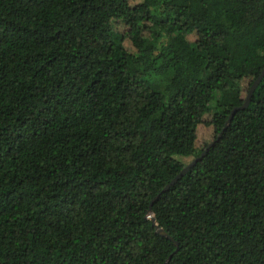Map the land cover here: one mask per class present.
I'll use <instances>...</instances> for the list:
<instances>
[{
	"label": "trees",
	"instance_id": "obj_1",
	"mask_svg": "<svg viewBox=\"0 0 264 264\" xmlns=\"http://www.w3.org/2000/svg\"><path fill=\"white\" fill-rule=\"evenodd\" d=\"M263 69L264 0H0V264H264Z\"/></svg>",
	"mask_w": 264,
	"mask_h": 264
},
{
	"label": "water",
	"instance_id": "obj_2",
	"mask_svg": "<svg viewBox=\"0 0 264 264\" xmlns=\"http://www.w3.org/2000/svg\"><path fill=\"white\" fill-rule=\"evenodd\" d=\"M264 77V69L261 73V75L256 79V81L252 84L246 98H245V101L242 105L240 106H235L231 112V115L230 117L228 118L227 122H226V125L224 127V129L230 124L233 116L235 115V113L239 110V109H243L245 107H247L251 101V98H252V94L254 93L255 89L257 88L258 84L261 82V80L263 79ZM224 130H222V132L218 135V137L216 138V140L220 139L222 133H223ZM216 140H213L211 142V144L209 146L206 147V149L199 155L197 156L196 158H194L189 164H187L165 187L162 191H166L168 190L172 185H174L180 178H182L188 171H190L200 160H202L204 158V156L209 152L210 148L212 145H214L215 141ZM159 198V195L156 196L150 206H149V218L152 220L153 224L157 227V231L162 234V235H165V236H168L169 238H172L170 235H168L165 230L161 227L158 226L157 222H156V219H155V216L153 215V203L156 199ZM177 246H178V243H176ZM172 256H169V258L167 259V261L164 263V264H167L170 259H171Z\"/></svg>",
	"mask_w": 264,
	"mask_h": 264
},
{
	"label": "rangeland",
	"instance_id": "obj_3",
	"mask_svg": "<svg viewBox=\"0 0 264 264\" xmlns=\"http://www.w3.org/2000/svg\"><path fill=\"white\" fill-rule=\"evenodd\" d=\"M244 85L246 86L247 85V83L245 82L244 83ZM198 127V126H197ZM198 130V132H197V135H198V133H199V135H203V131H202V129H203V127L202 126H199L198 128H197ZM205 131V130H204ZM208 136H210V134H209V132L208 133H206ZM200 142V141H199ZM200 143H202V142H200Z\"/></svg>",
	"mask_w": 264,
	"mask_h": 264
}]
</instances>
